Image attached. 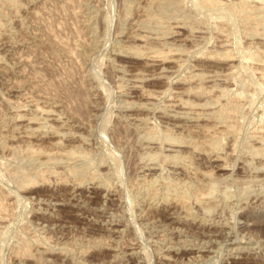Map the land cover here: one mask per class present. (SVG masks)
I'll list each match as a JSON object with an SVG mask.
<instances>
[{
  "label": "rangeland",
  "instance_id": "obj_1",
  "mask_svg": "<svg viewBox=\"0 0 264 264\" xmlns=\"http://www.w3.org/2000/svg\"><path fill=\"white\" fill-rule=\"evenodd\" d=\"M0 264H264V0H0Z\"/></svg>",
  "mask_w": 264,
  "mask_h": 264
},
{
  "label": "bare ground",
  "instance_id": "obj_2",
  "mask_svg": "<svg viewBox=\"0 0 264 264\" xmlns=\"http://www.w3.org/2000/svg\"><path fill=\"white\" fill-rule=\"evenodd\" d=\"M160 60H161V59H160ZM260 131H261V130H260ZM218 167H219V166H218ZM220 170H223V171H224V170H225V168H223V169H220ZM202 198H203V197H202ZM133 254H134V253H133Z\"/></svg>",
  "mask_w": 264,
  "mask_h": 264
}]
</instances>
